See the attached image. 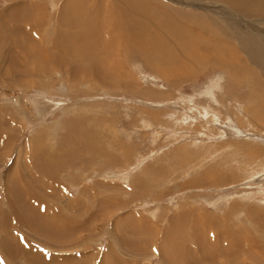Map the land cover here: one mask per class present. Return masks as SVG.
Returning a JSON list of instances; mask_svg holds the SVG:
<instances>
[{"label": "rangeland", "instance_id": "obj_1", "mask_svg": "<svg viewBox=\"0 0 264 264\" xmlns=\"http://www.w3.org/2000/svg\"><path fill=\"white\" fill-rule=\"evenodd\" d=\"M105 1L94 0L101 20ZM153 1L133 4L179 14L194 29L173 34L190 43L171 53L120 45L107 55L95 39L94 61L80 46L84 25L75 34L78 26L61 24L60 0H0V264H264V72L232 31L264 46V22L244 19L229 0ZM94 2L82 3L85 14ZM229 18L237 20L228 26ZM196 26L207 28L198 35ZM144 34L141 43L167 40ZM211 47L217 60L201 61ZM81 51L97 65L109 57L112 71L88 77L82 57L72 59ZM152 53L168 60L165 70L196 64L168 80ZM14 181L39 198L36 213L22 212L26 224L3 201Z\"/></svg>", "mask_w": 264, "mask_h": 264}, {"label": "bare ground", "instance_id": "obj_2", "mask_svg": "<svg viewBox=\"0 0 264 264\" xmlns=\"http://www.w3.org/2000/svg\"><path fill=\"white\" fill-rule=\"evenodd\" d=\"M60 1L61 2H59L58 5L60 4L62 6V8H63L62 12L58 14L59 15V18H60V21L62 22L61 24H63V25L66 26L67 25L66 22H69V24H68L69 32H70V24L73 23V25L75 26V29L78 26L77 31H76L75 34H77L79 32H80L79 34H81V30H80L81 29V26H79V24H83L84 25V28H85L84 33L85 34L81 36V38H83V37L84 38L83 39H80L81 40V44H80V42H79V44H80L81 47H87V48H92L93 49V51L95 53V59H96L94 61H97V57L99 56V53L101 52V49L100 48L98 49V48L95 47L96 46V42L95 41H94L95 42V44H94L95 46L93 45V42H90V41H93L95 39H100V42L103 40L104 46H105V51H106L107 55L113 54L111 51H113L114 49L120 50L119 49L120 45H121V50H123V49L125 50V49L129 48L127 46L128 44L129 45L130 44H134L135 45L134 47H132L130 45L131 49H129V50L131 52H135V50H141V51L143 50V51H146V50H149L150 48H154V49H156L157 51H159L161 53H164V52L171 53V52H174L175 50H178V48H179V50L182 51L183 48H184V46H186L188 43H190V40L187 38L186 41L185 40L182 41V46L180 44H178L177 41H176V39H175L176 35L173 34L174 31L176 30V32H178V35H180V37H183L184 36V38H186L185 34L191 33V30L194 29V28H192V26L189 23L182 24L180 22V24H178L179 22H177L178 21L177 20V15H179V14H174L175 12L172 13V11H169V10H163L162 11V7H158L157 10H161V11L160 12L158 11L159 13H157L156 15H153L152 11L149 12V9H141L138 5L133 4V2L135 0H111V1L107 0V1H105L106 2L105 4L108 5V7H107L108 9L105 12L104 20H101L102 11H100V9H98V6L95 4L94 0H89L90 2H94L93 6H90L87 3L89 7H88L87 12L85 11L86 14L84 13V10H86V8L84 7L85 4H83L84 6L82 5V3L85 2V0H60ZM142 1H145V0H142ZM184 1L186 2V1H192V0H184ZM229 1L238 8V10H239L238 13H240V15L243 16L244 19L249 20L250 22H252L254 19L260 18L261 19L260 21L264 22L263 21L264 20V0H229ZM165 2H168L169 3V0L168 1H165ZM147 3H150L151 4V2H149V1H147ZM208 3H211L212 4L213 2L212 1H209ZM217 4H219V3H217ZM179 5L181 6V5H184V4H182V3L179 2ZM153 6H154V4H152V7ZM196 6L197 7H200L199 5H196ZM196 6L195 7L193 6V10L197 9ZM181 7L186 8L187 6L185 5V6H181ZM181 7H178V8L183 10V8H181ZM212 9H213V7L209 6V9L208 10H212ZM213 10L215 12H217L216 15L217 14H221V12L217 11L216 9H213ZM120 13H122L123 16H121ZM190 13H192V11L189 12V11H187V9L184 10L183 17L184 16L187 17V14H190ZM227 13L228 12H226V15L225 16L229 17L227 15ZM118 15H119V18L116 19L115 17H117ZM137 17L140 18V20L143 21V23L140 24V27L139 28H137V21H138V18ZM250 18H252V19H250ZM14 19H16V18H14ZM184 19H187V18H184ZM181 20H183V18ZM208 20L210 21V19H208ZM236 20L237 19L232 20V19L229 18L228 21H226V24L228 26H231L230 23L231 22H236ZM57 21L59 22V19ZM240 21L243 23L242 24V27L243 28L249 29L252 32H254V30L250 29V27H249L250 25H248L247 21H245V20H240ZM262 22H259V23L262 24ZM98 23L100 25H102V26L101 27L98 26V28H97V25H99ZM59 24H60V22H59ZM253 24H255V23H253ZM93 25H95L96 27H94ZM146 25H152L151 27H152V30L154 31V32H152V34L150 33V30H149V32H147V30L139 31V30L144 29L146 27ZM215 25H217V24H215ZM201 27L202 26H196L197 30H195V31L198 32V35L201 34V33L203 34V32H202V29L203 28H207L206 26H204L203 28H201ZM208 27H209L208 28L209 31L212 32L213 31V28L210 25ZM84 28H83V30H84ZM75 29H74V31H75ZM237 29L240 30L239 28H237ZM258 29H257V31H259V32H262L260 30H264V28H261V27H258ZM9 31H10V29H9ZM232 31H233L234 35H237L236 39L238 40V42L239 43H242L241 49L242 50L244 49V55H245L248 63L252 64L253 66L255 65L256 67L258 66L257 69L260 68L264 72V46L259 41H256L255 39L249 37L248 35L240 32V31H238V34H237V30L234 28V26L232 28ZM114 32H117V33H114ZM163 32H164V34L167 35L166 36V39L167 40H165V42H158V40H156L155 42L152 41V43H154L153 45H152V43H146V42L141 43L140 42V39L141 38L146 37V35L144 33H147L149 35H152V38L156 39L158 37V35H153V34H160V33H163ZM89 35H91L90 36V39H88V36ZM258 36H259V34H258ZM208 39H206V41ZM261 39L264 40V34L263 33L261 34ZM197 40H199V39H197ZM191 41H194V40H191ZM200 41L201 40H199V43L198 44H201ZM211 41L213 42V40L210 38L209 43H208L209 46L212 43ZM204 43H206V42H204ZM198 44H196V45H198ZM159 45H162V46H159ZM198 46H200V45H198ZM67 47H69V44H67ZM200 48H202V47L200 46ZM217 49L218 48H216V49L215 48H212L211 51L209 50V53L207 55H202L201 54L200 55L201 58H202L201 61H204L205 62L206 60H208L209 58H211V56H213V58L215 57V59H213V60H217L216 59V55H220L218 53ZM220 49H221V47H220ZM184 54L186 55V52L185 51H184ZM71 55H72V59H79V58L82 57L81 58L82 59V64L84 65V67H86V68H83L84 74H86V73L87 74H91V76H88V77H92L93 79H96V77L97 78L98 77L100 78L101 77L100 73L102 75H107L106 73H109V72L112 71L111 70V68H112L111 65L107 64V60H106V58L108 59L109 57L103 58L104 60H106L105 61L106 63H103L104 60L102 59L103 61L98 64V65H100V64L102 65V68L99 71V68H97L98 65L95 64L96 62L94 63V62H92V60H90V58L88 59L86 57V55L82 54V51L80 53L76 54V55L74 53L71 54ZM152 55H153V53H152ZM156 56H157V54L153 55L152 56V59H155L157 63L159 62L162 67L159 68L157 66V68H154V67L153 68L160 74V76H162L163 78H168V80L178 79V78H181V77H184V76H188L189 73H191L194 70V67H195V64H196V63H193V62H190L189 61L190 62V66H188L186 64V62H183L180 65H177V63H178V61H177L176 64L171 65L170 68H168V70H165V69H167V68H165V64L168 62V60H165V59L164 60H160L162 57H156ZM120 57H122V56H120ZM43 59H47V55L44 56ZM222 59L225 60L222 57H218V60H220V62L224 64V61ZM227 61H229V60H227ZM233 62H234V60L231 61V62H229V63H231V65H232ZM119 65H120L119 67L121 68L120 62H119ZM173 68H175V70ZM94 69H95V71H93ZM83 70H81L82 74H83ZM87 70H89V71H87ZM117 71L121 72L122 70H117ZM112 75H114V74H112ZM75 77H77V76H74V78ZM250 79H252V78H250ZM249 83H250V81H249ZM209 90H210V88H209ZM229 107H230V105H229ZM260 114H257V115H259L260 117H262L261 116L262 114L261 115ZM251 127H252V125H251ZM260 133H262V132H260ZM52 158H54V156ZM37 163H39V162L37 161ZM28 164H29V166H31L33 164V162L29 161ZM57 164H59V162H57ZM36 167L38 169V172H42V170H43V164H40V165H38ZM19 180H21V178L20 179H17V181H19ZM209 185H210V183H209ZM14 187L16 188V191L17 192L14 190L13 187H11V188L10 187L9 188L7 187L8 190L7 189L3 190V201L6 204H8V208L10 209L9 212L14 213V216L17 219V221L18 220L21 221V219L23 220L24 219L23 217L25 216V212H24V215L22 214L23 211H29L30 210V211L36 213V211L38 210V208L37 207L34 208V206H30V204L31 203H33V204L36 203V205H37V202H39V198L36 197V195H34V193H30L29 190H31V188H26L27 186H25L24 189H22V188L20 189V187L18 186V184H17L16 181H14ZM24 193L26 194V196H24ZM40 203H41V201H40ZM19 212H20V214H19ZM26 220H23L25 224L31 221L29 219H26ZM45 224H48L50 226H56V224H58V222H56V221H53L52 222V220H46L45 221ZM170 232H172V231H170ZM172 240H174V239L171 238L170 241L173 242ZM180 244H182V243H180ZM176 247H177V245H176ZM177 251H173L174 255H176V254L179 255L178 254L179 252H177ZM0 253H2V252H0ZM4 261H6V260H4Z\"/></svg>", "mask_w": 264, "mask_h": 264}]
</instances>
